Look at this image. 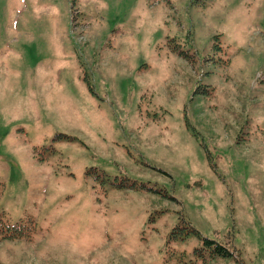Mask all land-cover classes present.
I'll return each instance as SVG.
<instances>
[{
  "label": "rangeland",
  "instance_id": "rangeland-1",
  "mask_svg": "<svg viewBox=\"0 0 264 264\" xmlns=\"http://www.w3.org/2000/svg\"><path fill=\"white\" fill-rule=\"evenodd\" d=\"M0 213V264H264V0H0Z\"/></svg>",
  "mask_w": 264,
  "mask_h": 264
},
{
  "label": "trees",
  "instance_id": "trees-1",
  "mask_svg": "<svg viewBox=\"0 0 264 264\" xmlns=\"http://www.w3.org/2000/svg\"><path fill=\"white\" fill-rule=\"evenodd\" d=\"M177 51V48H174ZM129 187L135 186L136 181L131 184H127ZM142 187H146V184H142ZM2 213H0V238L2 239H17L30 236V231L33 230L34 227H30L25 223H18L16 225H6L5 221L1 217ZM182 223L178 224L171 233L172 238H184L189 233H194L200 235L199 231L193 227L189 222L182 219ZM32 222V220H31ZM197 254L201 257L205 258L207 254L209 257H218V256H232L234 255L233 251H231L226 245L210 239L203 238V245L199 248H196Z\"/></svg>",
  "mask_w": 264,
  "mask_h": 264
}]
</instances>
